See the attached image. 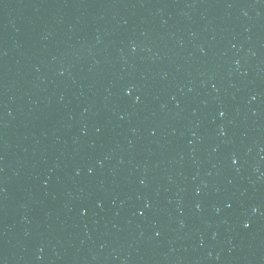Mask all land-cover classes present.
<instances>
[{"label":"water","instance_id":"95a60500","mask_svg":"<svg viewBox=\"0 0 264 264\" xmlns=\"http://www.w3.org/2000/svg\"><path fill=\"white\" fill-rule=\"evenodd\" d=\"M0 264H264V0H0Z\"/></svg>","mask_w":264,"mask_h":264}]
</instances>
